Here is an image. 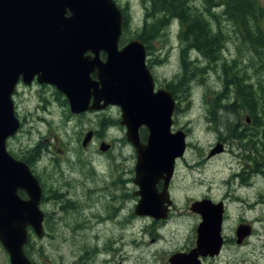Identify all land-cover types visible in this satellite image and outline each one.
I'll return each instance as SVG.
<instances>
[{"label": "rangeland", "instance_id": "rangeland-1", "mask_svg": "<svg viewBox=\"0 0 264 264\" xmlns=\"http://www.w3.org/2000/svg\"><path fill=\"white\" fill-rule=\"evenodd\" d=\"M114 1L119 8L125 10L128 16V42L135 38V33L143 27L150 0ZM258 2L264 7V0H258ZM193 3L199 10L202 9V0H193ZM206 18L210 22L211 30L214 31L216 23L209 17ZM170 25V28H166L167 31L161 30L149 45H144L146 64L149 66L156 87H164L167 84L172 86L173 84L172 88H175L180 80L185 79L184 82L187 80L186 90H177L176 92L177 100H175L181 110L177 117L178 124H173V129L176 130L180 126L189 128L188 141H191L193 146L186 157L197 160L199 153H205L204 150L214 139L213 135L204 131L205 122L201 120L200 116L204 111L198 106L205 100L211 102L213 99L217 103H230L233 98H237L231 85L226 87L228 93L223 97L215 96L225 86L226 74L222 66L224 60L228 62V58L231 60L234 56L239 57L237 53H241L239 58L241 65L233 70L245 83L260 93L259 86H264V67L252 66L256 58L264 57V52L258 54L245 45L241 46V50L238 52L237 46L240 39L236 33H233L234 28L231 23L222 18L220 20L222 31L225 36L232 38L226 44L227 48L224 51L227 57L222 54L216 63L208 62L195 50L183 54L184 46H181L178 38V22L172 21ZM195 67L203 68L205 71L200 74L191 72L188 74L184 71V68L191 71ZM17 90L18 95L15 101L13 98V101L16 116L22 125L18 133L9 139L6 145L7 151L18 160H28V152L37 144L42 146L38 159L28 165L40 181L42 188H46V194L51 193V190H57L61 194L67 191L68 193L65 195L74 196L82 194V191H86L88 188H96L102 181H110L119 177L122 179V189L112 188L108 191L110 195L116 197L115 206H121V209L117 211L119 213L117 216L140 218L138 224L131 223L127 229L119 230L107 225L105 228H98L91 235V232L75 233L65 229L68 228L65 222L72 224L71 226L74 225L75 214L73 211L75 210L70 206H67L69 211L66 213H60L55 207H50L49 213L54 217L50 218L51 227L48 232H45L41 239L33 233H30L28 237V251L25 253L33 264H99V259L103 257L104 260L100 264H130L131 262L141 263L144 261L153 264H168L171 254L179 252L183 248H189L198 222L197 217L188 212L190 200L201 194H210L213 198L220 196V191L215 189V186L217 181L227 173V171L222 172L221 167L224 165L222 160L217 158L211 164H207L199 175L194 174L212 182L211 192H208L206 187H190L188 171L182 163L171 180V187L169 186L174 205L172 217L164 224L153 225V220L150 217L133 214V209L139 198L132 195L137 190V187L131 182L135 177L136 159L135 153L126 146L125 131L115 122L119 119L117 110L112 109L107 112L104 110L76 116L70 113L68 105L63 103L64 96L57 91L55 94L54 87L36 84L30 88L19 87ZM256 100L257 109L264 108V100L261 98H256ZM217 108L215 107V109ZM227 110L229 109L220 110L215 115L217 122L230 121L234 117V113ZM106 118L107 120L102 121L107 122L104 125L101 124L100 120ZM259 122H257L258 129L261 128L264 118L260 125ZM215 125L217 126V123ZM215 125L210 126L219 130L220 125L219 127ZM89 130L95 131V140L93 139L87 148H82L81 140ZM143 134L144 130L141 131L140 136L143 137ZM102 140L106 141V144L112 142L115 147L112 155L107 158L108 161L99 155V153H106L99 150V141ZM86 178L92 179H89L90 181H87L84 186L81 185V180ZM128 179L129 182H127ZM257 187L262 188L260 182ZM124 193L127 196L123 197ZM242 193L244 194L243 191ZM95 195L88 201V204H92V206H88L87 209L95 206L101 213L109 214L108 210H104V208L107 206L105 203L110 202V198H102L103 202L97 198L96 201L100 203H95L93 200ZM59 196L57 195L55 199L59 200V203L64 201L62 203L66 204L65 199ZM87 209L84 211L87 212ZM230 209L236 211L234 205ZM42 210L44 211V208ZM262 212H264V207H257L256 215L259 216ZM64 217L65 220L60 221ZM259 228H264V225ZM117 233L121 235L117 240H114L112 237ZM95 234L100 237L97 239ZM261 239L264 240V236H261ZM103 246L107 253L104 256L94 257L92 262L90 248L101 250ZM86 250L90 254L85 252ZM82 253L83 256L79 258ZM226 254L236 256L237 259H248L246 264H264V241L257 242L238 252L227 251ZM226 260L228 257L223 256L203 261V264H226ZM0 264H10L8 255L1 244ZM237 264L244 263L238 261Z\"/></svg>", "mask_w": 264, "mask_h": 264}, {"label": "water", "instance_id": "water-1", "mask_svg": "<svg viewBox=\"0 0 264 264\" xmlns=\"http://www.w3.org/2000/svg\"><path fill=\"white\" fill-rule=\"evenodd\" d=\"M122 26L114 0H0V244L10 264H32L24 252L29 228L43 236L41 185L29 166L6 150V141L20 128L12 101L20 79L54 87L74 115L118 107L126 141L136 153L134 214L166 218L169 183L185 150V133L171 132L176 102L166 88H155L143 43L132 38L119 47ZM140 128L147 130L145 142ZM92 135L84 136L83 147ZM108 149L106 143L99 146L101 152ZM190 209L202 216L196 247L174 253L169 264H201L199 257L219 254L221 205L204 199Z\"/></svg>", "mask_w": 264, "mask_h": 264}, {"label": "flooded vegetation", "instance_id": "flooded-vegetation-1", "mask_svg": "<svg viewBox=\"0 0 264 264\" xmlns=\"http://www.w3.org/2000/svg\"><path fill=\"white\" fill-rule=\"evenodd\" d=\"M100 57L101 59H104V54L102 53ZM92 78L95 79L94 76H92ZM36 84L38 86L42 85L49 87L48 85L45 84H39L36 79H34L31 82L30 86H26V84L22 83V81L20 80L16 87V92L13 96L14 101L18 95L17 89L19 87L30 88L32 86H35ZM167 86L169 85L167 84ZM167 86H164L162 88H166ZM156 88L158 89L161 87H156ZM54 92L56 94V89L54 90ZM178 106L179 105L176 102L174 114L172 117L171 132L175 133L176 131L181 130L185 133V150L182 157L175 160L174 171L171 180H173V178L175 177L178 167L182 163H184L189 176L188 185L190 187L193 186L194 187L197 186L201 188L206 187L208 189V192H211L213 188L212 182L207 181L204 177L195 176L194 174L199 175L204 170L207 164H211L217 158L222 160L224 163V165L221 167L222 172L227 171L226 175L222 176L219 179V181H217V184L215 186V189L220 191V196L218 198H213L210 194H201L198 197H195L190 200V204L188 206V212L191 215L197 217L198 222L195 227V235L193 241L188 246L189 248L188 249L183 248L179 252L187 253L196 247L197 228L202 222V216L199 213L192 211L190 209V206L192 203L196 201H202L206 199L211 201L212 204L221 205L222 213H221V222H220V236H221L222 244L220 247L219 254L217 256L199 257L198 259L200 263L203 264V261H210L219 257L227 256L228 260L225 261L226 264H237L238 261L246 264L248 262V259H244V258L237 259L236 256L228 255L226 254V252L227 251L238 252L240 250L246 249L249 246L255 245L257 242L264 241L261 239V236H264V228H259L264 225V212H262V214L259 216L256 215L257 207L260 208L264 207V122L261 128L259 129L257 128L258 127L257 122L260 121L259 122L260 125L261 120L264 118V115L262 114L264 108L257 109L258 107H257L256 98H252L249 101H247L246 98H233L230 103L229 102L217 103L213 99L211 102L207 100L202 101L200 103V106H198V108L204 111V113L200 115L201 120L205 122L204 131L205 133H209L213 135L214 139L210 143V145L207 146V149L204 150L205 153L204 152L199 153L197 160H194L186 157L187 154L191 151L193 146V143L191 141H188L189 128L187 126L186 127L180 126L176 130L173 129V124L175 125L178 124L177 117L179 111L181 110ZM215 107L218 108L215 109ZM112 109L117 110V112L119 113V119H117L118 121H115L116 123H118L119 126L120 116H121L119 108L108 107L105 110V112L110 111ZM223 109H229L227 110L228 112L231 110V113H234V117L230 121L222 120L217 122L215 115H217L218 112ZM215 123H217L218 127L220 125L219 130L216 129L215 127H211L212 124L215 125ZM121 127L126 132L125 127L123 126ZM142 130L146 131L145 128H140L139 138L140 141L145 142L146 138L143 139V137L140 136ZM89 131L93 132L91 139L92 141L95 138V131L93 130H89ZM8 141L9 139L7 140V143ZM103 141L104 140L99 141V146L101 143L106 142ZM126 144H127L126 146L129 147L135 153V149L127 141ZM88 145L86 147H83L81 142L82 148H87ZM107 145H109V149L107 150L108 152L106 151V153H99V155L105 157L106 160L109 156L112 155V153L115 150V147L112 142H110ZM217 145H218L217 151H215L212 154L211 152ZM135 159H136V153H135ZM89 179L92 178H86L81 180L82 182L81 185L84 186V184L87 181H90ZM171 180L169 186L171 184ZM129 181L130 180L128 179L127 182ZM121 182L122 179L119 177L110 181H105V182L102 181L101 184L97 185L96 188H88L86 191H82V194H78L74 196L65 195L68 193L67 191H65L64 194H61L57 190H51V193L46 194V188L45 187L42 188L41 186L42 197H41L40 206L42 207V209L44 208V211L41 209L43 213L42 226H43L44 234L45 232H48V229H50L51 227L50 218L54 217V215H50L49 213L50 207H55L57 210H59L60 213L68 212L69 209L67 206H70L71 209L75 210L73 211V213L75 214V217L73 219L74 225L71 226L72 224L70 225L68 222H65L68 225V228L65 229L72 230L75 233L91 232L92 235L98 228H103V227L105 228L107 225H110L112 227H115L116 229L121 230V229L129 228L131 223H133L134 225L138 224L140 219L139 217L125 218L124 215L122 217L120 215H119L120 217L117 216V214H119L117 213V211L121 209V206L120 205L115 206L116 197H114V195H110L108 191L109 189L112 188L116 190L117 188L122 189ZM131 182L133 183V179L131 180ZM258 182L261 183L262 188L257 187ZM157 188L158 191H161L162 182H159L157 184ZM56 191L59 193H57ZM242 191L244 192V194L243 193L241 194ZM135 192H133L132 194L133 196H135L134 195ZM19 195L22 199H27V196L22 191H19ZM57 195H60L59 197L64 198L66 204L62 203L64 201H60L61 203H59V200L55 199ZM93 195H95V197H93L95 203H100L99 201H96L97 198H99L102 202H103L102 198H106V199L110 198V202H108V204L105 203L107 206L105 205L106 207L104 208V210H108L109 214L101 213L99 209L95 208V206L93 208L87 209L88 206H92V204H88V201L92 198ZM122 196L123 197L127 196V194L124 193ZM69 197H71L72 199H70ZM170 200L172 203L169 206V210L166 214V218L161 220H155L152 217L148 216L153 220L152 221L153 225L160 223L164 224L169 219H171L174 208L171 196H170ZM232 205H234L236 211L230 209ZM85 209H87V212L84 211ZM133 214H134V209H133ZM64 220L65 217L60 221H64ZM28 232L29 234L33 233L31 229H29ZM120 235H121L120 233H117L112 238L114 240H117V238L120 237ZM95 237L98 239L100 236L98 234H95ZM114 242L117 243L116 241ZM90 250L92 253V257H91L92 262L94 261V257L98 255L104 256L107 253L106 248H104V246L102 247L101 250L97 248H90ZM85 252L88 251L86 250ZM171 255L169 256V258L171 257ZM82 256L83 253L82 255L79 256V258H81ZM102 260H104V257L99 259V264ZM130 264H153V263H147V261H144L141 263L131 262Z\"/></svg>", "mask_w": 264, "mask_h": 264}, {"label": "trees", "instance_id": "trees-1", "mask_svg": "<svg viewBox=\"0 0 264 264\" xmlns=\"http://www.w3.org/2000/svg\"><path fill=\"white\" fill-rule=\"evenodd\" d=\"M121 9V8H120ZM219 10V12H217ZM123 14V34L120 40V45L127 43L128 37V16L124 9H121ZM145 16L143 27L135 33L134 37L139 39L145 46L149 45L150 41L156 38L161 30L170 28L172 21H177L179 25L178 38L181 46H184L183 54L190 50H195L208 62L216 63L220 60L221 55L225 56L226 44L232 38L225 36L220 26V20L228 21L233 26V33H236L240 39L237 51L240 52L241 46H249L258 54L264 52V7L258 0H202V9H198L193 0H150L149 8ZM216 23V29L211 30L209 20ZM154 20V21H153ZM147 49V48H146ZM239 57L228 58V62L224 60L222 66L226 74L224 89L216 94L217 98L223 97L228 93L229 85L233 86L237 98H246L247 101L252 98H261L264 100V86L260 85L258 93L243 79L238 77V73L233 70L239 67ZM227 57V56H225ZM149 67V66H148ZM252 67H264V57L255 59ZM185 73H203L205 69L194 68L186 70ZM180 80L179 84L172 88L167 86L173 98L177 100V90L185 91L187 80ZM184 84V85H183ZM253 89V90H252ZM254 91V93H253ZM64 104L67 101L64 99ZM260 106V105H258ZM264 107V104H263ZM264 115V110L262 111ZM107 119H101V124H105ZM99 121V122H100ZM143 139L146 136L144 131ZM41 145L37 144L29 152V159H22L27 165L36 161L39 157ZM30 166V165H29ZM28 251V247L26 249Z\"/></svg>", "mask_w": 264, "mask_h": 264}]
</instances>
